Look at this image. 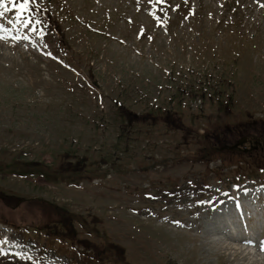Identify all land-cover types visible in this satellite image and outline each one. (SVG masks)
<instances>
[{
  "label": "rangeland",
  "instance_id": "1",
  "mask_svg": "<svg viewBox=\"0 0 264 264\" xmlns=\"http://www.w3.org/2000/svg\"><path fill=\"white\" fill-rule=\"evenodd\" d=\"M253 1L3 0L0 264H264L209 230L228 193L264 239Z\"/></svg>",
  "mask_w": 264,
  "mask_h": 264
},
{
  "label": "bare ground",
  "instance_id": "2",
  "mask_svg": "<svg viewBox=\"0 0 264 264\" xmlns=\"http://www.w3.org/2000/svg\"><path fill=\"white\" fill-rule=\"evenodd\" d=\"M262 9H263V6H261V10ZM262 12H264V9L262 10ZM262 197L264 198V195ZM227 201L232 203V207L227 206ZM220 203L216 205V208H215L216 210L210 209L209 212H210L211 216L212 215L214 216L215 214H219V216H217V215L215 216V217H219V219H217V221H213V222L220 224L221 227L219 228L217 226V229L216 228H213V229L210 228L209 230H213L216 235L223 234L222 236H224V237L226 236L229 238H232L235 235L242 233V235H240L242 237L237 238V241L244 242V238H245V236L247 237L249 235V232H248V229L247 230L242 229L241 226L244 225L243 223H247V221H248V223H247L248 225L250 223V220H248V219H250L252 212L247 209L249 206H251L249 201H247L241 197V199L238 201L235 200L234 198H230L229 200H225L224 202L222 201L221 204ZM221 205H222V207H221ZM254 213H256V212H254ZM263 213H264V211H263ZM256 222L257 221H254L253 227H254V225H256ZM247 224L244 225V227H247ZM259 226H261L260 223H259ZM250 228H252V227H250ZM215 229H216V231H215ZM244 246H246V245H244ZM262 246H264V242L259 241L258 243L254 244V246L251 245L249 247H251V248L256 247L258 249V251H261L258 247H262ZM241 248H243V247H241ZM243 249H245V248H243ZM255 264H263V262L261 259H259Z\"/></svg>",
  "mask_w": 264,
  "mask_h": 264
},
{
  "label": "snow or ice",
  "instance_id": "3",
  "mask_svg": "<svg viewBox=\"0 0 264 264\" xmlns=\"http://www.w3.org/2000/svg\"><path fill=\"white\" fill-rule=\"evenodd\" d=\"M29 2H30V0H21V2L17 5V4H15V2L13 0V6L18 7L21 10H26L28 8ZM32 2H34V0H32ZM160 2L163 3L164 0H160ZM2 4H3V0H0V6H2ZM5 11H7L6 8H5ZM2 15H3V12H0V16H2ZM21 15H23V11L18 12V16H21ZM36 23L39 24L40 22L36 21ZM26 26H27V24H26ZM33 30L35 31V29H33ZM3 31H4L3 25H0V32H3ZM4 38L5 37L3 35H0V39H4Z\"/></svg>",
  "mask_w": 264,
  "mask_h": 264
},
{
  "label": "water",
  "instance_id": "4",
  "mask_svg": "<svg viewBox=\"0 0 264 264\" xmlns=\"http://www.w3.org/2000/svg\"><path fill=\"white\" fill-rule=\"evenodd\" d=\"M244 142H245V138L238 140L235 144H233L231 146H222L220 149H224V148L233 149V148H235L237 146L242 145Z\"/></svg>",
  "mask_w": 264,
  "mask_h": 264
}]
</instances>
